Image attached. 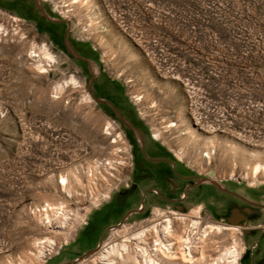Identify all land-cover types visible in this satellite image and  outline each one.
Here are the masks:
<instances>
[{
    "label": "rangeland",
    "instance_id": "374dc122",
    "mask_svg": "<svg viewBox=\"0 0 264 264\" xmlns=\"http://www.w3.org/2000/svg\"><path fill=\"white\" fill-rule=\"evenodd\" d=\"M39 2L51 17L68 22L73 38L94 48L93 75L116 89L147 143L161 146L194 175L260 194L264 203V0ZM4 3L0 264H102V253L91 260L75 253L82 251L77 237L127 178L122 128L89 94L78 61L53 45L18 5ZM257 163L261 169L254 174ZM48 203L50 218L41 210ZM124 224L140 227L143 221ZM174 229L177 243L170 250L161 245L164 254L154 249L168 243L163 234L166 241L152 244L150 257L139 243L142 251L124 253L126 261L118 251L110 257L114 264H153L151 258L163 264H240L245 246L233 226ZM143 233L135 239L144 241ZM121 234L126 228L103 241Z\"/></svg>",
    "mask_w": 264,
    "mask_h": 264
},
{
    "label": "flooded vegetation",
    "instance_id": "af4514ba",
    "mask_svg": "<svg viewBox=\"0 0 264 264\" xmlns=\"http://www.w3.org/2000/svg\"><path fill=\"white\" fill-rule=\"evenodd\" d=\"M0 1L3 9H7L4 2L18 5L36 27L49 34L53 45L78 61L81 72L86 74L89 94L101 100H96L97 104L112 113L115 123L122 128L121 138L127 144V178L106 204L89 215L77 237L82 251L75 253L85 254L84 259L90 257V260L102 253L104 259L99 261L107 264L105 255L113 253L110 247L123 250V242H131L126 243L128 247L123 253L141 252L136 245L139 243L150 257L154 255V251L149 250L151 245L166 241L162 227L171 220L172 230L178 224L189 225L194 230L201 226L220 229L233 226L242 234L245 246L240 264H264V203L260 194L241 193L207 176H196L181 161L168 157L161 146L147 143L143 126L131 115L116 89L100 75H93L94 48L73 38L65 19L51 17L37 0ZM134 203L137 206L134 207ZM136 218L141 219L143 225L124 224ZM120 227L121 230L126 228V234L116 240L103 241L104 236ZM142 231L145 240L137 241L136 235Z\"/></svg>",
    "mask_w": 264,
    "mask_h": 264
},
{
    "label": "bare ground",
    "instance_id": "6f19581e",
    "mask_svg": "<svg viewBox=\"0 0 264 264\" xmlns=\"http://www.w3.org/2000/svg\"><path fill=\"white\" fill-rule=\"evenodd\" d=\"M76 1H79V0H76ZM46 56H48V57H52L49 53H46ZM48 61V60H47ZM260 169H261V164L260 163H257L256 165H255V167H254V174H258L259 172H260ZM61 181H62V183H64V184H66V183H68V176L67 175H62L61 176ZM41 210H43V211H45L44 212V215H45V217L46 218H50L51 217V210H53V206H51V204L50 203H48L44 208H42ZM50 220V219H49ZM211 226V225H210ZM213 226V225H212ZM218 227V226H217ZM172 228H173V223H172V221L171 220H169V221H167L165 224H164V227L162 228V233L167 237V238H169V240H168V243H164V242H162V243H160V246L162 245L163 247H166L167 249H169L170 250V248L173 246V244H176L177 242H174V241H177V239L175 238H173L174 236H173V234H172ZM219 228V227H218ZM209 230H213V227H211V228H205L204 229V231L205 232H207V231H209ZM141 239H142V237L141 236H139ZM52 242H55V241H53L52 240ZM121 245V244H120ZM178 246H179V244H177ZM159 247V245H155L154 246V249L157 251V252H159L160 250L163 252V254H164V250H163V247ZM122 247H123V249L124 250H127L126 249V247H128L127 245H126V243H123L122 244ZM160 250H159V249ZM110 249L112 250V251H118V253L119 254H121L123 257H124V261H126V260H128V256L127 255H123L124 253H123V250L121 249V248H119V250H118V248H116V246H115V248H111L110 247ZM191 250V249H190ZM125 252V251H124ZM200 252V251H199ZM107 253V252H106ZM109 253V252H108ZM107 253V254H108ZM205 250H204V247L201 249V252H200V256H201V258H203L204 256H205ZM105 255V259H106V263H108V264H114L115 263V260L113 259V258H111L110 256H108V255ZM111 254V253H110ZM109 254V255H110ZM189 254L191 255V251H189ZM159 255V254H158ZM161 255V254H160ZM104 256V255H103ZM237 256H239V253H237ZM113 257V256H112ZM162 258L163 257V255L162 256H159V258ZM151 260H153V264H163L162 263V260L161 259H159V260H154L153 258H151ZM123 261V262H124ZM129 262V261H128ZM127 262V263H128ZM125 263V262H124ZM147 264H148V259H147Z\"/></svg>",
    "mask_w": 264,
    "mask_h": 264
},
{
    "label": "water",
    "instance_id": "95a60500",
    "mask_svg": "<svg viewBox=\"0 0 264 264\" xmlns=\"http://www.w3.org/2000/svg\"><path fill=\"white\" fill-rule=\"evenodd\" d=\"M38 2H39V0H37ZM40 3V2H39ZM97 101H101V100H99V99H96Z\"/></svg>",
    "mask_w": 264,
    "mask_h": 264
}]
</instances>
